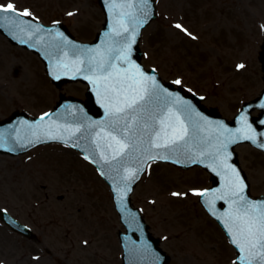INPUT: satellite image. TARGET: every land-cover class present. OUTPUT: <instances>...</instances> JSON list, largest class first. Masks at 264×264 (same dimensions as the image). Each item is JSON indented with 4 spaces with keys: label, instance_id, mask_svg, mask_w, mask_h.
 Returning <instances> with one entry per match:
<instances>
[{
    "label": "rangeland",
    "instance_id": "rangeland-1",
    "mask_svg": "<svg viewBox=\"0 0 264 264\" xmlns=\"http://www.w3.org/2000/svg\"><path fill=\"white\" fill-rule=\"evenodd\" d=\"M156 1L159 16L143 34L145 65L232 118L263 88L258 56L264 0ZM8 2L45 24L64 22L84 41L93 40L104 22L97 0H0ZM178 23L187 31L176 28ZM63 91L84 98L86 86L68 83ZM59 93L39 56L0 33V119L16 109L40 116L54 107ZM237 151L252 194H264V152L249 144ZM210 185L201 167L154 162L136 188L133 202L162 238L170 264H237L234 247L194 194ZM1 208L32 227L37 239L0 220V264H122L117 232L124 226L111 190L66 145H43L20 156L0 153Z\"/></svg>",
    "mask_w": 264,
    "mask_h": 264
},
{
    "label": "water",
    "instance_id": "water-1",
    "mask_svg": "<svg viewBox=\"0 0 264 264\" xmlns=\"http://www.w3.org/2000/svg\"><path fill=\"white\" fill-rule=\"evenodd\" d=\"M100 3L106 12V23L102 32L98 34L97 41L94 43H81L77 41L68 28L62 23L45 26L34 18L26 16L14 17L18 20V23L15 26L7 23L0 26V31L7 35L12 43L29 47L40 53L46 62L48 72L53 76L54 82L58 85H61L64 81L76 79L86 80L91 84L89 88L90 91L88 92L90 104L86 105L77 99H69L66 101L62 95L64 99L59 104L56 112L48 115L43 120L29 118L26 113L17 111L9 120L0 122L1 151L17 154L26 151L36 144L55 140L51 139V136L65 140V137L69 136L67 134L73 133L74 130L67 129L63 124L55 123L53 121V119L58 116V113L63 115V117H67L71 112L75 111L69 108L65 102L79 107L81 112H85L82 117L88 118L91 116L92 119H88L91 121V124L95 129H100L102 127L108 117L110 107L115 103L113 98L114 93L105 91V82L98 81L95 84L92 83V79H95L96 76L100 75V72H97L94 75L91 72L84 71L81 65L74 64L76 59L71 56L73 48L80 49L81 51L91 49V52L98 51L101 53L108 44L109 49L112 50V55L117 57L121 47L130 46L129 62H123L119 59L113 60L112 65L114 67L111 69V78L114 79L111 80V82H114L112 84H116L117 80L123 77L126 70L131 74V72L134 71L131 69L132 64L138 65L142 71L143 68L139 59L141 52L138 44L142 29L156 17L155 1L149 0L146 9L138 5V0H100ZM128 3H131L133 7H113L114 4ZM145 10L148 13L147 17L142 14ZM129 13L131 15H127ZM117 20L123 21L124 26L128 28V32H123V30L119 28H117V30L121 32V35L117 36L113 32ZM136 20H141L143 22L136 23ZM37 29H39V31H36ZM121 64L127 65L121 69ZM65 65H67V67H64ZM77 66L82 69L79 73L75 71V67ZM85 76L90 77V79H85ZM145 76H147V74H145ZM149 76L155 77L158 86V95L155 94L152 97L150 104L155 108H163L162 113L157 115V118L159 119L168 116L169 111L174 114L173 119L179 117L189 130V137H187L186 140L188 141L190 151L196 156H199L200 153L195 147L196 145L205 147L210 146L212 156L213 154L215 155L213 161L217 162V164H208L202 159V157H196V161L203 162L204 165L209 167L215 175H221L220 179H222V174L227 170V167H225L226 163H223L220 160H223L225 156L229 161V163H227L229 169L235 168L245 184L244 175L238 168L234 146L242 141H251L257 146L264 144V92L261 97L252 102L246 103L242 112H240L233 122H228L226 119L220 117L216 111H205L199 104L198 98L195 96H186L178 89L163 84L156 73H149ZM57 77L59 78L57 79ZM162 95L165 96H163L161 106L156 107L160 105L157 97ZM255 107H260L262 109V112L258 117H253L249 113L250 110ZM155 108L151 109L150 113L153 114ZM21 119L22 122L17 126H13L12 130L1 128L4 124L16 123ZM156 127L158 128L159 125L157 124ZM242 128L245 129V131H238ZM202 130L205 131V140L202 136ZM244 135L254 136L255 141L242 139V136ZM71 143L74 144V142ZM222 144H226V148H222ZM82 145L86 146L87 144L82 142ZM218 149L219 151H217ZM86 150L89 149L86 148ZM98 160L100 168L113 184L116 195L119 198L120 192H117L116 185L114 184V176L107 172L109 171V167L105 164V161L99 158ZM138 177L139 176L135 178V181H137ZM133 183L130 184L127 194L134 186L135 183ZM211 194L210 191L208 197H210ZM117 202L121 211L128 213V216H126L127 218L124 219L128 226V231L126 234H121L125 248L123 256L124 263L167 264L169 258L157 246L158 241L149 233L148 225L145 224L139 212L137 211L138 214L135 213L132 217L131 214L133 212H129L131 210H129L130 206L128 200L124 202L125 204L122 202V199H119ZM261 202H264V199L255 200V203L259 204ZM211 210L219 217H225V214L228 213V209H223L221 206L215 204L214 206H211ZM1 216L12 226L13 229L28 237H34V233L27 226L14 219L6 211H2ZM221 220L225 224V220ZM243 255H245L244 252L242 256Z\"/></svg>",
    "mask_w": 264,
    "mask_h": 264
},
{
    "label": "snow or ice",
    "instance_id": "snow-or-ice-1",
    "mask_svg": "<svg viewBox=\"0 0 264 264\" xmlns=\"http://www.w3.org/2000/svg\"><path fill=\"white\" fill-rule=\"evenodd\" d=\"M149 0H138V5L146 9ZM116 7H127L132 8L131 3L128 4H114ZM2 14H14V15H2ZM147 17V11L142 13ZM72 15V13H69ZM127 15H131L130 13ZM21 16H31V13L27 10L23 12H17L16 6L8 2L7 4H0V26L7 23L10 25H17L18 20L14 17ZM141 20H136V23H142ZM176 28L183 31L181 24H176ZM117 28L122 29L123 32H128V28L124 26L122 20H117L113 28V32L119 36L121 32ZM36 31H39L37 29ZM190 35V34H189ZM195 38V37H193ZM84 52H91V49H85ZM109 52L112 50L109 49ZM129 52L130 46L121 47L119 49L118 58L123 62H129ZM74 64L83 65V70L91 72L94 75L97 72L104 73L107 72L108 75L96 76L92 79V83H97L98 81L105 82V91L114 93L115 103L110 107V116L113 117L110 122V127L113 132H118L119 136L108 134L107 142L104 147L106 150H110L111 159L108 155L101 153V158L105 161V164H111L116 161L119 164L122 159L137 150V139L143 140V136H137V131L141 133H147L148 139L147 144L149 148L164 149L169 155L178 152L183 145L187 143L186 138L189 137V130L184 125L183 121L176 117L173 119V115L169 111V115L163 118H157L155 114L148 113L147 108L150 104L152 97L157 92V84L154 76H145L143 71L138 65L132 64L131 69L134 70L131 74L125 71L122 78L118 79L116 84H108L107 81L110 80L112 73L109 71L114 66L108 63L103 56L97 59L96 55L89 56L87 62L77 59ZM64 67H67L65 65ZM238 68H243L244 65H237ZM81 67H75V71L79 73ZM59 77H57L58 79ZM85 79H90V77L85 76ZM175 83L179 84L180 81L177 80ZM129 112L138 113V118L135 121V127H133L132 117L128 115ZM45 116L48 114L45 113ZM41 120L44 116L40 117ZM123 122V123H122ZM159 125L157 128L156 125ZM77 132L80 131L79 128L76 129ZM238 131H245V129H240ZM120 137H123L121 139ZM51 139H57L55 136H51ZM242 139L255 141V137L252 135H244ZM127 141V142H126ZM260 147L264 148V144H260ZM100 147V145H97ZM222 148H226V144L221 145ZM148 149H144L146 152ZM219 151V149L217 150ZM169 155H163L157 153L156 155H148V160L159 159H169ZM212 158H215L213 154ZM85 159H88L85 156ZM225 167H227L225 165ZM141 169L136 170H126L127 175L123 177L124 181H131L136 178L137 172ZM104 174V173H102ZM246 185L240 178L235 168L229 169V177L225 185V195L233 197L232 206H235L234 211L225 214V217L221 219L225 220V227L232 238L233 244H235L241 252L245 255L240 257L243 264H264V202L259 204L253 203L248 200L244 195ZM120 190L117 189V192ZM195 195L204 197L208 193L204 191H198L194 193ZM173 195H178L173 193ZM214 199L207 201L210 206H214L215 199H224V196L216 197L215 193L211 194ZM121 199L123 196L121 194ZM213 214H215L213 212ZM86 243V242H85Z\"/></svg>",
    "mask_w": 264,
    "mask_h": 264
}]
</instances>
